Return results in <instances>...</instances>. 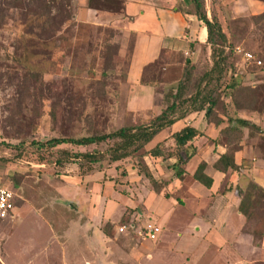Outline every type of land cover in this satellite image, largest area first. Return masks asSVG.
Instances as JSON below:
<instances>
[{
  "label": "rangeland",
  "instance_id": "1",
  "mask_svg": "<svg viewBox=\"0 0 264 264\" xmlns=\"http://www.w3.org/2000/svg\"><path fill=\"white\" fill-rule=\"evenodd\" d=\"M81 3L0 0V180L13 189L17 206L12 216L0 220V264H224L211 250L208 253L214 259L207 261L179 250L188 238L184 230L188 209L199 203L193 214L205 213L210 203L204 200L208 190L199 188L190 166L193 169L199 159H211L215 145L222 144L234 160L241 159L232 175L241 170L256 171V175L264 171L255 167L257 161L264 162V88L259 87L264 84V15H260L264 0H204L207 17L216 20L225 34L224 52H231L224 89L214 108L220 130L214 138L197 144L200 155L187 161L183 169L187 165L189 169L178 179L170 168L176 159L174 142L168 136L171 130L148 142L143 150L159 144L162 153L143 157L159 191L140 171L135 154L109 160L113 141L85 147L39 145L53 137L78 138L140 125L152 116L126 110L130 40L126 38L120 50V31L107 20L93 18L91 11L93 20L75 15ZM242 52L252 58L245 59ZM210 53L206 42L188 54L164 52L160 60L164 83L159 87L163 91L174 88L190 68L187 90L194 89V81L211 67ZM230 81L247 89L224 97L230 93L225 87ZM229 117H241L255 127L241 126ZM228 127L236 131L221 133ZM58 151L99 153V161L73 158L77 162L64 159L55 164L51 161L60 158ZM251 185L238 192L244 194L248 212L241 231L232 230L237 238L222 242L235 255L241 247L248 255L252 241L247 234L264 233V225L256 224V220L264 224L260 211L264 185ZM223 186L219 180L214 189L221 191ZM254 187L260 190L249 192ZM161 206L164 210L158 212ZM130 221L135 228L146 221L156 222L161 227L158 239L149 242L132 228L115 231L116 225Z\"/></svg>",
  "mask_w": 264,
  "mask_h": 264
},
{
  "label": "crops",
  "instance_id": "2",
  "mask_svg": "<svg viewBox=\"0 0 264 264\" xmlns=\"http://www.w3.org/2000/svg\"><path fill=\"white\" fill-rule=\"evenodd\" d=\"M85 2L86 0H82V7L79 6L76 8L75 15L77 17L88 18V20H93V18H103L107 20L106 22L109 26L120 31L122 37L120 50L124 49L123 41L126 38L130 40V56L125 76V83L127 85L126 110L132 114L139 112H147V114L152 113L150 117L157 115L164 107L162 95L164 87L158 86L154 89L149 85L142 84L140 82L142 70L145 65L157 59L162 52L183 51V53L188 54L192 52L193 49H196V46L205 43V28L197 19L196 15L189 12L191 8L190 1L123 0L124 7L120 13L101 12L83 7L85 6ZM89 11L92 12L93 18H91V14L88 13ZM185 126L194 127L201 132V134L196 136L191 142V146L194 148L193 155L189 159V161H191L192 157H198L200 155V145L197 144L207 137L214 138L216 132H219L220 129L218 128L219 126L205 119L203 111L186 112L171 126L162 129L154 137L169 130H171V133L168 136L171 137L174 132L179 131ZM215 146L217 147L216 154H214L211 159H199V162L193 169V164L190 166V172L193 178V173L197 167L200 164H204L203 172L212 179L211 186L207 188L194 178L193 180L199 184L201 190H208V197L207 195L204 196V200L205 202L210 201V203H208V206L205 208V213L193 214V211L197 208L199 203H197L193 209H188L189 221L187 227L184 226L188 238L184 240L185 246H180L179 250H188L192 258L203 257L205 261L214 259L212 255L208 253V251L211 250L217 252L220 257L224 259V264H244L246 259L251 262L250 264H264V233L262 235L253 233L246 235L252 241L250 250H248V255H245L247 251L243 250L244 247H241V252L235 255L234 251L231 249L226 251L222 243L226 241V239L237 238V235H233L231 231L235 230L237 233L241 231L248 213L245 211V205L242 201L244 194L242 192L238 194L239 190L244 191V189H247L246 185L250 183H252L251 187L257 186L261 188V185H264V171H260L262 174H258V176L256 175V171L255 173L254 171L252 173H247L241 170V172L235 173L234 176L230 173L234 170L228 169L226 171H220L211 168L212 163L226 151V147L222 144H216ZM240 160L238 156L237 158L235 157L234 162L237 166ZM255 167H257L258 170H263L264 162L257 161ZM187 169H189L188 165L183 170ZM219 180H223L224 186L221 191H216L214 186ZM257 187L252 188L251 191H249L250 188H248V191L252 193L256 190L259 191L260 189ZM188 192L191 193V191ZM249 192L247 194H249ZM191 194H194L193 191ZM73 204L76 205L74 202ZM16 209L17 207L15 210ZM163 210L161 206L158 212H163ZM260 211L261 215H264V206ZM122 224L134 225V227L136 225L133 224L132 221L119 225ZM256 224L264 225L260 220H256ZM142 225L143 223L137 227ZM157 225L160 227L159 224ZM145 240L149 242L156 241ZM220 246L222 248L218 249Z\"/></svg>",
  "mask_w": 264,
  "mask_h": 264
},
{
  "label": "trees",
  "instance_id": "3",
  "mask_svg": "<svg viewBox=\"0 0 264 264\" xmlns=\"http://www.w3.org/2000/svg\"><path fill=\"white\" fill-rule=\"evenodd\" d=\"M189 1L191 3L189 12L196 15L197 19L205 28V42L210 45V57L212 60L210 69L205 71L197 78L196 81H194V89H191L190 91L187 90V86L190 84L189 82L191 80V70L190 68H186L174 88L169 87L166 91H162L164 103L162 110L157 115L147 119L145 122H141L140 125L121 126L108 133L93 134L78 138L53 137L45 142L36 144L46 148H55L61 144H71L74 146L85 147L92 144L113 141V145L108 149L109 160L115 162L135 154L141 162L140 171L151 183L153 189L159 191L158 181L152 176L148 167L143 162V157L147 155L152 157L160 156L162 153L159 149V144H156L148 151L143 150L144 146L150 142L159 131L171 126L186 112L203 111L205 119L208 122H213L216 126L220 124V118L216 117L214 108L217 106L219 97L222 95V91L224 89L222 87L223 76L229 67L227 61L231 52H224L222 45L226 40L225 34L216 20H210L206 16L204 0ZM85 3L90 9L104 12L120 13L124 7L123 0H86ZM260 15H264V12ZM35 19L39 18L35 17ZM39 36L42 38L41 34ZM44 40L45 39H42V42ZM163 53L164 52H162L153 62L144 66L140 78V82L142 84L149 85L156 89L161 83H164V81L160 78L163 69V65L160 64V60ZM225 87L230 90V93H226L224 97L233 96L235 93L242 92L247 89L245 87L240 88V85L236 81H230L225 85ZM259 87L264 88V84ZM248 89L251 92H254V90H251L250 88ZM186 105H189V109L185 111L187 107ZM182 110L184 112L178 115V112ZM228 119L230 121L234 120V122L240 124L241 126L250 128H253V126L255 127L253 123H250L241 117H229ZM234 131H236L234 127H228L226 129H222L221 133L229 134ZM200 134L201 132L194 127L185 126L171 135L175 147L174 156L176 157V161L170 168L174 171V176L176 178H182L184 174L183 166L193 155L194 148L191 146V142ZM58 154L60 158H56L51 162L60 164L64 159L73 161V158L77 160L84 159L89 163L99 161V153L76 152L69 154L66 151H58ZM73 162L77 161L74 160ZM214 168L220 171H226L228 169L236 170L237 165L234 162L233 154L231 155L226 149L225 153L221 154L214 162ZM203 170L204 164H200L194 171L193 178L208 188L211 186L212 179L208 177Z\"/></svg>",
  "mask_w": 264,
  "mask_h": 264
},
{
  "label": "built area",
  "instance_id": "4",
  "mask_svg": "<svg viewBox=\"0 0 264 264\" xmlns=\"http://www.w3.org/2000/svg\"><path fill=\"white\" fill-rule=\"evenodd\" d=\"M236 49L237 52H239ZM241 52V51H240ZM243 57L247 60L252 58V55L249 52H242ZM259 62V61H256ZM16 194L13 189H11L8 183H5L0 180V220L8 218L14 214L16 208ZM128 228L135 230V233L144 239L156 240L161 229L155 222L146 221L142 226L135 228L134 225L122 224L116 226V231L122 233Z\"/></svg>",
  "mask_w": 264,
  "mask_h": 264
}]
</instances>
